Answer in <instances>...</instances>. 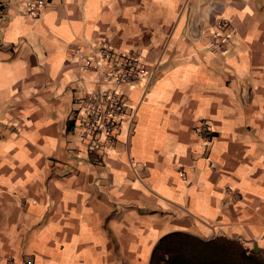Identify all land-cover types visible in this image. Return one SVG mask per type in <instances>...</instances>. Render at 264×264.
I'll return each instance as SVG.
<instances>
[{"label": "crops", "instance_id": "obj_1", "mask_svg": "<svg viewBox=\"0 0 264 264\" xmlns=\"http://www.w3.org/2000/svg\"><path fill=\"white\" fill-rule=\"evenodd\" d=\"M27 1L0 0V264H153L174 232L264 255V0ZM102 43L149 73L97 153L75 116Z\"/></svg>", "mask_w": 264, "mask_h": 264}, {"label": "built area", "instance_id": "obj_2", "mask_svg": "<svg viewBox=\"0 0 264 264\" xmlns=\"http://www.w3.org/2000/svg\"><path fill=\"white\" fill-rule=\"evenodd\" d=\"M49 0H28L29 13L36 14ZM211 11L208 7L207 13ZM225 21L217 25L213 32V43L219 36V29H225ZM76 51L81 52L77 47ZM85 67H93L98 72L95 87L87 90L81 98V108L75 120L81 127V139L88 152L103 153L104 147L114 146L120 123L126 117L127 103L121 87L135 82L149 73L141 55L127 50L119 52L108 43L99 47L91 46L90 51L81 54ZM202 132L208 135L207 127Z\"/></svg>", "mask_w": 264, "mask_h": 264}, {"label": "trees", "instance_id": "obj_3", "mask_svg": "<svg viewBox=\"0 0 264 264\" xmlns=\"http://www.w3.org/2000/svg\"><path fill=\"white\" fill-rule=\"evenodd\" d=\"M181 247L185 250V259L197 264H264V255L261 251L247 250L237 241L226 239L204 241L181 232L162 237L154 246L151 262L159 264L167 260L169 251Z\"/></svg>", "mask_w": 264, "mask_h": 264}]
</instances>
